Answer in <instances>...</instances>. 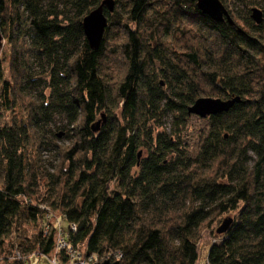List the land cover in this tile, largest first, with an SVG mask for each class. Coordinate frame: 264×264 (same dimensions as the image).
I'll return each instance as SVG.
<instances>
[{
	"label": "trees",
	"instance_id": "trees-1",
	"mask_svg": "<svg viewBox=\"0 0 264 264\" xmlns=\"http://www.w3.org/2000/svg\"><path fill=\"white\" fill-rule=\"evenodd\" d=\"M103 1L0 0L11 48L0 101L12 118L0 127V253L25 220L38 228L30 254L72 264L58 251L56 213L97 264H197L204 228L236 213L208 264H264V23L253 9L237 16L243 27L217 23L199 0H114L93 51L82 23ZM202 98L241 102L207 118L191 155L180 131ZM169 116L170 134L157 125ZM53 149L60 163L42 172ZM11 245L16 264L24 246Z\"/></svg>",
	"mask_w": 264,
	"mask_h": 264
},
{
	"label": "rangeland",
	"instance_id": "rangeland-1",
	"mask_svg": "<svg viewBox=\"0 0 264 264\" xmlns=\"http://www.w3.org/2000/svg\"><path fill=\"white\" fill-rule=\"evenodd\" d=\"M244 3L252 4L249 5L248 8L245 7ZM223 4V3H222ZM260 4V5H258ZM224 7L231 15L232 19L235 21L238 26L243 27V23L237 19V16H243L245 17L248 13V11L252 9H258L263 14V23H264V0H224ZM10 59H11V48L7 44V42L3 39L1 43V49H0V63L3 67L4 71V79L6 81H10ZM41 69H37L36 72H40ZM2 89V84L0 85V93ZM41 91H44V87H41ZM48 90L45 91L46 96H49ZM5 108L1 105L0 101V127L4 126L5 124H10L12 121L11 113L4 110ZM17 114H22L23 109L18 107L16 110ZM107 119H101L98 118L97 123H101L100 126L105 125L107 123ZM173 118L171 116L164 117L159 121L158 124L162 125V128L159 129L160 131H165L166 133L170 134L172 131H177L176 127L173 125ZM209 123L207 119L203 120L196 116H192L188 119L187 125L184 129L180 131V139L183 144V148L188 150L191 155H195L198 151V148L201 143V138L204 136V134L208 131ZM55 129V128H53ZM52 129V130H53ZM56 132V130H55ZM57 145L61 148H68L70 146V141L67 138H64L62 136L61 138H56ZM143 155H146V152L143 153ZM43 157V169L42 172H49L54 173V169L59 165L60 160L57 158L56 150H52L51 152H48ZM2 181L1 172H0V183ZM46 186V185H45ZM46 187H41V191L39 192L41 194V197H48V193H46ZM39 194V195H40ZM42 200V199H41ZM52 223L55 228H57L58 232H62L63 227L66 226L65 223H63L61 217L57 215L56 213H52ZM237 214L236 213H230L227 215L222 216L217 223L213 224L211 228H204L202 231V238L198 244V252H199V261L197 264H208L207 262V254L208 250L211 247L212 243L216 241L217 235V229L221 226L224 220L226 219H233L235 220ZM220 221V223H219ZM50 229V228H49ZM38 234V228L33 225L32 223L26 222L25 220H22V222H19L13 231V241L7 242L1 251L0 254V264H15L14 262V255L15 249L12 248V243L15 245V247L20 246V243L23 244L24 247H19L20 251L22 249L21 254H24L22 258L20 257L18 262L16 264H54V259H45L44 257L35 254H30L29 249L30 245L26 242V239L33 240L36 235ZM20 236V237H19ZM55 239L57 241V233L55 235ZM11 243V244H10ZM83 259H86L84 257V252L81 249L80 250ZM36 260V261H35ZM38 260V262H37ZM108 262V261H107ZM114 261H112L113 263ZM115 263V262H114Z\"/></svg>",
	"mask_w": 264,
	"mask_h": 264
},
{
	"label": "water",
	"instance_id": "water-1",
	"mask_svg": "<svg viewBox=\"0 0 264 264\" xmlns=\"http://www.w3.org/2000/svg\"><path fill=\"white\" fill-rule=\"evenodd\" d=\"M197 6L204 15L208 16L217 23H224L227 21L232 25L234 24V20L220 0H199ZM115 7L116 3L114 0H105L97 9L93 10L84 18L82 23L84 34L90 48L93 51L100 50L106 29L108 27V18L105 12L107 11L112 14L115 11ZM251 18L257 25H261L263 23V14L258 9H253ZM2 41L3 37L0 34V49ZM240 102V98H234L227 101L213 98H202L197 100L195 104L189 108L188 112L189 115H194L201 119H207L209 117H214L229 112L235 106V104ZM102 119L106 118L103 116ZM100 124L101 123H97L93 127L94 132H98L100 130ZM233 222L234 221L231 218L224 220L216 231L217 235L227 234L233 225ZM105 264L120 263H112L108 261L105 262Z\"/></svg>",
	"mask_w": 264,
	"mask_h": 264
},
{
	"label": "built area",
	"instance_id": "built-area-1",
	"mask_svg": "<svg viewBox=\"0 0 264 264\" xmlns=\"http://www.w3.org/2000/svg\"><path fill=\"white\" fill-rule=\"evenodd\" d=\"M49 230V229H47ZM62 232H58L57 231V247H58V251H63L66 254H68V256H70L71 260H72V264H97V259L95 258H88L85 257L86 259H83V256L80 252V248H74L70 245L69 243V235L70 234H74L77 232V228L75 226H71L69 228L68 234H66L64 232V230H61ZM215 243V242H214ZM84 255V254H83ZM20 258V257H19ZM119 262V261H118ZM54 264H60V262L58 261V259H54Z\"/></svg>",
	"mask_w": 264,
	"mask_h": 264
}]
</instances>
